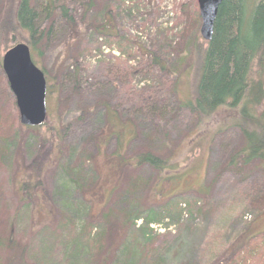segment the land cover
I'll return each instance as SVG.
<instances>
[{
  "label": "rangeland",
  "instance_id": "obj_1",
  "mask_svg": "<svg viewBox=\"0 0 264 264\" xmlns=\"http://www.w3.org/2000/svg\"><path fill=\"white\" fill-rule=\"evenodd\" d=\"M6 1L0 0L1 16ZM119 3L110 5L112 37L95 35L89 29L91 13L82 17L83 7L75 4L70 9L76 29L57 20L58 28L37 48L34 64L47 87L44 126L28 130L20 125L14 97L0 72V136L14 138L8 148L0 145V264H83V244L91 246L93 238L100 243L96 249L103 245L109 261L118 263L120 251L132 254L131 246L118 247L126 229L123 215L134 221L135 229L125 232L127 240L136 242L132 246L138 243L136 229L145 226L147 236L146 230L152 231L140 264H264V166L256 161L229 165L242 138L235 125L222 120L225 114L212 122L214 137L203 136L202 143L201 134L192 136L194 126L178 109L191 70L187 59L192 45L197 37L203 42L197 0ZM65 74L75 76V82H67ZM101 95L112 108L121 138L127 140L129 131L134 134L119 155L127 165L122 172L116 169L114 178L106 174L104 157L114 153L117 143L111 139L102 144L99 159L92 157L89 143L108 127L104 110L94 108ZM153 108L157 115H152ZM258 112H264V102ZM189 139L196 140L194 146ZM172 148L171 162L179 166L172 174L181 177L162 182L161 188L174 186L175 192L156 199V176L145 165L136 168L134 157L148 150L165 159ZM43 155L50 160L40 176V195L23 202L15 192L20 180L26 181L20 170ZM81 164L88 169L97 165L103 174L96 196H85L84 205L91 209L85 222L78 221L79 212L87 209L83 190L64 192L69 178L83 170ZM109 196L111 203L115 199L108 220L116 228L112 237L92 218ZM72 201L76 207L69 210L65 205ZM244 235L248 248L240 247ZM96 249L84 264H99Z\"/></svg>",
  "mask_w": 264,
  "mask_h": 264
},
{
  "label": "trees",
  "instance_id": "obj_2",
  "mask_svg": "<svg viewBox=\"0 0 264 264\" xmlns=\"http://www.w3.org/2000/svg\"><path fill=\"white\" fill-rule=\"evenodd\" d=\"M115 1L116 3L120 1L121 6L125 0H7L2 16L0 13V72H2V56L12 47L11 45L21 43L27 45L34 62L38 52L37 48L45 43L48 35L55 28H58L57 20H62L68 24L70 26L69 30L76 29L77 23L73 15L74 12L72 13L70 9L71 5L78 4V6L83 7L82 17L91 13L89 29L95 35H110L112 37L113 34L110 31L108 22L113 11L110 5ZM99 2L102 3L101 6H104L99 11H95ZM197 40L200 41L198 37ZM198 42L193 43L192 46H195V48H193L191 56L187 59L191 63V70L189 69L190 71L185 79L187 83L186 92L178 97V109H181L188 116L191 125L194 126L191 131L192 136L195 137L201 134L199 140L202 143L203 136L206 139H212L214 137L213 120L219 117V119H222V114H225L222 120L227 121V125H235L239 129L242 138V146L233 153L229 165L250 166L256 161V163L264 166V112H258V108L264 102V0H223L218 8L211 40L209 42L203 40L202 44ZM152 62H156V60L152 59ZM64 77L69 83L75 82V76H73L74 79L72 76L67 77L66 74ZM103 99L101 95L99 100L94 103V106H96L94 108L101 107L104 110L108 127L95 133L90 138L89 143L93 144L92 157L96 159L102 157L99 156L102 144H107L111 139L115 141V144L117 143L114 153L104 157V160H108L104 164L106 174L114 178L117 177L116 169L118 172H122V167L127 165V161L120 159L119 155L123 151L122 145L126 146L134 138V134L129 131L126 135L127 140L124 139L125 137L121 138L119 130L114 128L112 108L108 101H103ZM158 113L159 111L154 109L152 115ZM1 120L2 115L0 116V130ZM32 130H35V128ZM192 140L189 139L191 147L196 142V140ZM13 141L14 138L7 139L0 136V145L3 147L8 148V144ZM209 144L210 140L207 141V146ZM205 148L199 149L203 151ZM174 156L175 152L172 148L165 159L148 150L142 151L134 157L136 168L145 165L156 176L153 187L156 190V199L166 198L170 192H175L174 186L166 190L160 186L162 182L174 183L180 176L178 175L176 178L172 174L179 168L171 162L175 160V158L171 159ZM46 159L47 162L50 160L47 155L38 156L25 168H21V176L26 181L20 180L21 182L16 186L15 192L21 196L23 202H31L32 199L40 195V176L47 163L45 162ZM113 163H115L114 166ZM83 166L85 164H81L82 171L79 170L69 178L67 183L69 189L66 190L63 186L61 188H64L65 193L69 191L81 193L83 190V206L87 209L82 208V211L78 214V221L82 219V222H85L90 220V217L86 219V216L87 214L89 216L91 212V209L84 205L87 202L85 196L89 195L90 198L96 196L98 186L96 182L102 180L101 176L103 174L97 165L94 167L89 165L91 169ZM118 196H114L116 198L115 205L119 203ZM114 203L115 199L111 203L109 196V200L99 209H96L95 214L92 216L93 219L104 225L108 237H112L113 229L116 230L113 227V222L108 221L113 217ZM65 206L69 210L76 207L73 201L72 204L69 203V206ZM122 220L125 223L126 229H123L125 232L135 229L134 221L131 218L123 215ZM140 228L136 229V241H138L136 246H132L136 244L135 241L127 240L125 232L120 235L121 242L118 247L121 250H126L127 245L131 246L132 254L124 256L120 251L118 263L114 264L141 263L142 250L146 248L143 245L149 244L151 240L149 235L152 234V231L151 229L146 230L147 236L143 231L145 226ZM115 233L117 235L119 231ZM245 236L240 243V247L248 248L249 243L247 244ZM86 239L90 240V236ZM139 240L144 243L140 245ZM96 242L97 238H93L91 246L83 244V264L90 252H94L96 247L100 246V243ZM75 244L73 243L72 247ZM111 244L109 243V246ZM80 251V249H77L76 252ZM96 254L99 256V264H108L110 253H106L105 249L103 251V245L102 248L96 249ZM110 263L112 264V262Z\"/></svg>",
  "mask_w": 264,
  "mask_h": 264
},
{
  "label": "water",
  "instance_id": "obj_3",
  "mask_svg": "<svg viewBox=\"0 0 264 264\" xmlns=\"http://www.w3.org/2000/svg\"><path fill=\"white\" fill-rule=\"evenodd\" d=\"M223 0H197L201 25L199 33L204 41L212 38L218 8ZM1 68L14 97L22 127H40L46 120V80L34 64L30 49L21 43L7 50Z\"/></svg>",
  "mask_w": 264,
  "mask_h": 264
}]
</instances>
